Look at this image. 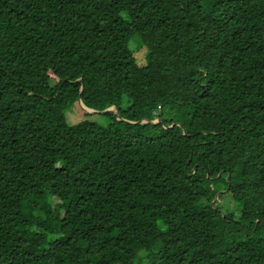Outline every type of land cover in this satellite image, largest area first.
Wrapping results in <instances>:
<instances>
[{
    "label": "trees",
    "instance_id": "1",
    "mask_svg": "<svg viewBox=\"0 0 264 264\" xmlns=\"http://www.w3.org/2000/svg\"><path fill=\"white\" fill-rule=\"evenodd\" d=\"M0 264H264V0H0Z\"/></svg>",
    "mask_w": 264,
    "mask_h": 264
},
{
    "label": "rangeland",
    "instance_id": "2",
    "mask_svg": "<svg viewBox=\"0 0 264 264\" xmlns=\"http://www.w3.org/2000/svg\"><path fill=\"white\" fill-rule=\"evenodd\" d=\"M133 45H134V48H133ZM130 47L132 50L134 49V52L136 53V57L141 62V64L145 63L146 62L145 56L147 54V51L145 49L138 48L136 44H132ZM99 112L100 111H93L91 109L86 108L82 103L78 101L71 107V109L66 111V117L70 123H74V124H77V122L80 120L83 121L85 119H90L91 121H95L99 123L100 125H107L108 117L103 114H100L102 112L100 113ZM157 121L158 120H156L155 122ZM226 199L223 198L220 201L221 206L226 207V209L229 211H233L237 206L236 203L235 202L228 203Z\"/></svg>",
    "mask_w": 264,
    "mask_h": 264
},
{
    "label": "water",
    "instance_id": "3",
    "mask_svg": "<svg viewBox=\"0 0 264 264\" xmlns=\"http://www.w3.org/2000/svg\"><path fill=\"white\" fill-rule=\"evenodd\" d=\"M107 111H109V112H110V109H108Z\"/></svg>",
    "mask_w": 264,
    "mask_h": 264
}]
</instances>
